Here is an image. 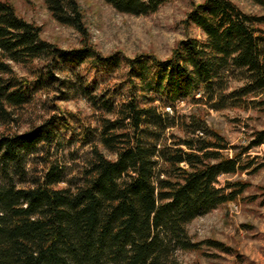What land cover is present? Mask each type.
I'll return each instance as SVG.
<instances>
[{"label":"trees","instance_id":"1","mask_svg":"<svg viewBox=\"0 0 264 264\" xmlns=\"http://www.w3.org/2000/svg\"><path fill=\"white\" fill-rule=\"evenodd\" d=\"M45 1L61 24L87 34L77 0ZM168 1L106 0L119 12L137 16L154 13ZM251 1L264 8V0ZM184 23L200 28L205 39H183L171 58L156 62L162 71L154 81L142 78L149 90L178 103L204 93L216 110L242 106L246 97L264 92V15L246 13L230 0H205L192 7ZM41 31L12 3L0 0V120L5 124L27 103V84L11 62H42L39 78L54 85L61 61H111L88 45L63 50L43 39ZM231 78L243 85L226 92ZM60 86L71 89L66 81ZM132 87L118 106L85 89L95 108L114 117L101 118L99 141L80 183L58 187L62 173L55 168L26 187L12 177L0 182V264H182L180 251L198 250L204 243L193 240L188 225L246 189L241 181L219 185V178L250 168L252 161L243 156L264 145V129L231 156L229 150L236 147L205 120L175 108L167 111L153 97L146 96L143 104ZM52 124L0 134V172L11 163L22 165L23 153L52 142ZM174 128L185 136L171 133ZM206 243L225 249L216 240Z\"/></svg>","mask_w":264,"mask_h":264},{"label":"rangeland","instance_id":"2","mask_svg":"<svg viewBox=\"0 0 264 264\" xmlns=\"http://www.w3.org/2000/svg\"><path fill=\"white\" fill-rule=\"evenodd\" d=\"M7 1L13 4L19 16L41 27L43 39L66 51L88 45L102 58L111 57V61L100 63L89 57L85 61H61L55 71L59 82L54 85L46 78H39L40 69H44L42 62L33 65L11 62L17 76L27 84V103L14 109L10 123L0 120V134L24 133L53 123L49 127L53 137L49 144L23 153L22 165L17 167L11 163L5 171L1 170L0 182L12 177L18 186L26 187L51 168L62 173L58 187L74 186L82 181V170L91 157L92 146L99 141L100 120L114 117L95 108L84 96L85 89L105 96L118 106L131 93L134 84L135 93L143 104L148 100L146 96L153 97L155 104L167 111L173 112L175 108L179 114L196 115L205 120L210 129L236 147L229 150L231 156L248 146L255 131L264 129V92L246 97L247 102L242 106L229 104L216 110L204 93L198 92L179 103L170 102L155 89L149 90L146 84V81L153 82L162 71L156 62L171 58L181 40L205 39L200 28L184 23L192 7L205 0H170L156 12L139 16L119 12L106 0H77L86 35L61 24L45 0ZM230 1L246 13L264 15V8L251 0ZM261 27L264 28V24ZM129 60H134L135 65ZM61 81L68 82L71 89L61 87ZM242 85L243 81L231 78L226 92ZM66 95L69 99H64ZM170 132L185 136L179 128ZM99 147L108 156L115 157L102 145ZM243 158L246 162L252 161L250 168L221 176L219 185L227 180L241 181L247 184L246 189L188 225L193 240L204 243L198 250L180 251L182 264H264V145L250 149ZM208 240L221 242L225 249L211 246L206 243Z\"/></svg>","mask_w":264,"mask_h":264}]
</instances>
